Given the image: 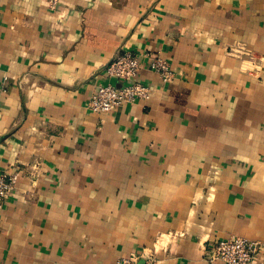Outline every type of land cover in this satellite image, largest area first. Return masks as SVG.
I'll use <instances>...</instances> for the list:
<instances>
[{"label": "crops", "instance_id": "obj_1", "mask_svg": "<svg viewBox=\"0 0 264 264\" xmlns=\"http://www.w3.org/2000/svg\"><path fill=\"white\" fill-rule=\"evenodd\" d=\"M123 50L152 97L90 112L98 85L122 84L105 67ZM12 171L0 264H225L218 241H264V0H0Z\"/></svg>", "mask_w": 264, "mask_h": 264}, {"label": "built area", "instance_id": "obj_2", "mask_svg": "<svg viewBox=\"0 0 264 264\" xmlns=\"http://www.w3.org/2000/svg\"><path fill=\"white\" fill-rule=\"evenodd\" d=\"M59 0H47L48 6L54 10ZM149 69L155 73L162 83H171L175 74L169 62L161 55L146 54ZM141 63L139 56L131 51L117 52L105 67L108 77L121 81L120 86L110 83L100 84L92 91L87 100V109L95 114L105 115L118 107L135 102H146L152 97V89L137 79ZM18 171L0 174V204L9 198L16 187ZM264 249V241L249 240L230 236L218 241L212 248V260H220L225 264H256L258 253ZM134 254L119 257L111 264H153L152 256L139 262Z\"/></svg>", "mask_w": 264, "mask_h": 264}]
</instances>
